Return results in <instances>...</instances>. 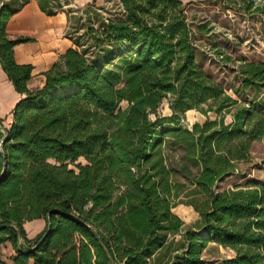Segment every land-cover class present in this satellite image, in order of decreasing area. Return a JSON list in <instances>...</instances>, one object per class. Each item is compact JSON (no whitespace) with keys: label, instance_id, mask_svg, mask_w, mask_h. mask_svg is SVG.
Segmentation results:
<instances>
[{"label":"trees","instance_id":"1","mask_svg":"<svg viewBox=\"0 0 264 264\" xmlns=\"http://www.w3.org/2000/svg\"><path fill=\"white\" fill-rule=\"evenodd\" d=\"M36 1L46 16L69 5ZM94 1L85 10L99 21L86 31L90 47L75 40L36 90L27 88L32 66L14 60L31 39L5 31L29 0L0 6V66L21 96L0 131V247L13 249L11 264H264V184L215 190L264 135V116L241 108L228 125H180L188 110L236 104L196 64L185 7L211 0H106L119 4L118 19L97 15ZM243 74L246 85L260 83L264 65ZM166 99L172 115L150 120ZM165 145L197 168L187 183L174 179ZM184 191L199 217L190 227L172 213ZM37 220L44 227L30 238L24 226ZM209 244L233 256L205 262Z\"/></svg>","mask_w":264,"mask_h":264},{"label":"rangeland","instance_id":"2","mask_svg":"<svg viewBox=\"0 0 264 264\" xmlns=\"http://www.w3.org/2000/svg\"><path fill=\"white\" fill-rule=\"evenodd\" d=\"M62 1V0H61ZM63 2V1H62ZM71 18L67 34L74 45L77 40L84 48L90 47V38L86 31L90 26L98 29L99 21L95 14L85 12L87 8L77 9L69 5L63 6ZM95 13L107 19H118L121 14L120 6L116 1H106L104 4L93 7ZM188 23L194 33L196 45V64L206 75L218 83L225 95L233 99L236 104L222 110L219 114L208 111L207 105L199 109L188 110L181 115L182 128L191 129L194 124L202 125L207 121L231 124L234 115L241 108L253 109V114L264 116V80L257 84L244 82L245 65H264V0H211L193 1L185 7ZM90 19V21H88ZM202 26L203 33H196V28ZM75 46V45H74ZM76 47V46H75ZM116 49V47H114ZM122 109L127 103L120 104ZM206 111V112H204ZM155 115L169 117L172 111L168 99L164 100L154 114H149L153 120ZM0 126H4L1 125ZM5 127V126H4ZM169 140V138H167ZM184 151L178 146L165 145L164 156L167 165L176 173V181L187 183L184 176L192 179L197 173L193 162L184 158ZM83 163L82 160H79ZM254 184H264V135L254 138L250 143V150L246 160L235 162L231 175L223 177L216 185L217 191L234 190ZM181 194V201H175L172 213L181 218L186 227L193 226L199 219L198 214L191 206L185 204L187 199ZM32 224V223H31ZM44 227V223L25 224L28 237H34ZM14 251L9 244L0 247V260L11 264ZM233 253L214 244H209L203 253L205 262L216 263L221 259H229Z\"/></svg>","mask_w":264,"mask_h":264},{"label":"crops","instance_id":"3","mask_svg":"<svg viewBox=\"0 0 264 264\" xmlns=\"http://www.w3.org/2000/svg\"><path fill=\"white\" fill-rule=\"evenodd\" d=\"M70 6L88 8L91 0H67ZM106 0H95L94 5L104 4ZM69 16L65 10L54 16H46L39 9L36 0H29L6 24V34L10 38L25 37L30 42L14 47V60L18 65H31V78L28 90L41 88L45 82L44 73L48 71L69 48H74L67 34ZM11 82L0 66V124L6 128L12 120L11 111L20 99ZM43 221L37 220L26 225ZM32 223V224H31Z\"/></svg>","mask_w":264,"mask_h":264},{"label":"water","instance_id":"4","mask_svg":"<svg viewBox=\"0 0 264 264\" xmlns=\"http://www.w3.org/2000/svg\"><path fill=\"white\" fill-rule=\"evenodd\" d=\"M3 1L4 0H0V6L3 4ZM0 131H2L3 133H4V135L6 136L7 135V129H6V127H4V126H0ZM47 220L49 221V217L47 218ZM12 228L16 231V229L12 226ZM17 232V231H16ZM97 240H98V242H99V244L101 245V246H103V244H102V241H101V239L97 236ZM107 253V252H106Z\"/></svg>","mask_w":264,"mask_h":264}]
</instances>
